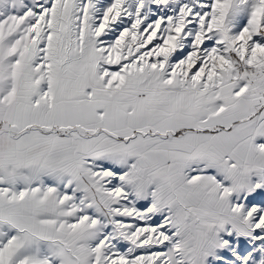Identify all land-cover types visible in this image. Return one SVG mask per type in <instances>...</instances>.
<instances>
[{
	"label": "snow or ice",
	"instance_id": "snow-or-ice-1",
	"mask_svg": "<svg viewBox=\"0 0 264 264\" xmlns=\"http://www.w3.org/2000/svg\"><path fill=\"white\" fill-rule=\"evenodd\" d=\"M0 264H264V0H0Z\"/></svg>",
	"mask_w": 264,
	"mask_h": 264
}]
</instances>
